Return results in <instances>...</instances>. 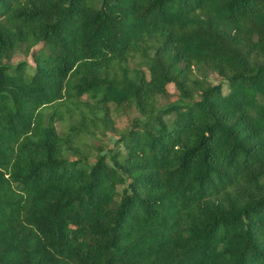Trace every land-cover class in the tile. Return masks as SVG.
<instances>
[{"label":"trees","instance_id":"16d2710c","mask_svg":"<svg viewBox=\"0 0 264 264\" xmlns=\"http://www.w3.org/2000/svg\"><path fill=\"white\" fill-rule=\"evenodd\" d=\"M0 264H264V0H0Z\"/></svg>","mask_w":264,"mask_h":264},{"label":"rangeland","instance_id":"374dc122","mask_svg":"<svg viewBox=\"0 0 264 264\" xmlns=\"http://www.w3.org/2000/svg\"><path fill=\"white\" fill-rule=\"evenodd\" d=\"M13 63L16 64L18 63L19 61H22V60H27L29 61L30 63L32 62L31 60V56L30 55H27L26 53H24V51L22 49H18L17 52L13 55ZM209 80L211 82H217L218 81V78L217 76H215L214 74H210L209 75ZM227 91V88H226V85H223V92L225 93ZM167 95H168V100L169 101H172L176 98L177 96V91L175 90V88L172 86V85H169L168 86V89H167ZM135 113H131L130 117L131 116H134ZM130 117H128L126 114L120 116V117H116L115 118V121H114V128L115 129H122L124 127H126L128 124H129V121H130ZM56 125L57 127L59 128L60 126V123L59 122H56ZM115 129L113 130H110L107 132V135L104 137L103 141H102V144L104 146H106L107 148H111L114 143H115V140L117 139V134L115 132ZM95 143H99L98 141H95Z\"/></svg>","mask_w":264,"mask_h":264}]
</instances>
